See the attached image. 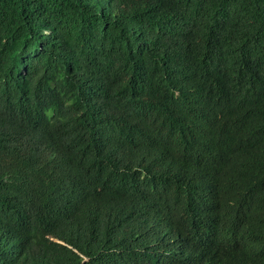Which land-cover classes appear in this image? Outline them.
Returning a JSON list of instances; mask_svg holds the SVG:
<instances>
[{"label":"trees","instance_id":"obj_1","mask_svg":"<svg viewBox=\"0 0 264 264\" xmlns=\"http://www.w3.org/2000/svg\"><path fill=\"white\" fill-rule=\"evenodd\" d=\"M0 264H264V0H0Z\"/></svg>","mask_w":264,"mask_h":264},{"label":"bare ground","instance_id":"obj_2","mask_svg":"<svg viewBox=\"0 0 264 264\" xmlns=\"http://www.w3.org/2000/svg\"><path fill=\"white\" fill-rule=\"evenodd\" d=\"M83 67V66H82Z\"/></svg>","mask_w":264,"mask_h":264}]
</instances>
